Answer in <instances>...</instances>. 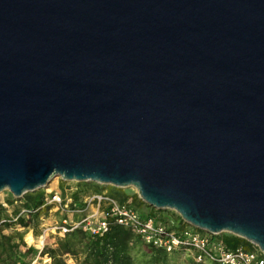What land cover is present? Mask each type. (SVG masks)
I'll return each mask as SVG.
<instances>
[{
  "label": "water",
  "instance_id": "95a60500",
  "mask_svg": "<svg viewBox=\"0 0 264 264\" xmlns=\"http://www.w3.org/2000/svg\"><path fill=\"white\" fill-rule=\"evenodd\" d=\"M55 177L264 254V0H0V193Z\"/></svg>",
  "mask_w": 264,
  "mask_h": 264
},
{
  "label": "built area",
  "instance_id": "2783aa9c",
  "mask_svg": "<svg viewBox=\"0 0 264 264\" xmlns=\"http://www.w3.org/2000/svg\"><path fill=\"white\" fill-rule=\"evenodd\" d=\"M14 203L17 202L14 201ZM70 203V199L61 200L58 193H51L38 209L22 208L14 215L0 217V231L6 225L17 224L19 219L29 218L40 209L53 205L68 216L77 214L78 218L76 220L63 218L59 223L42 229L37 254L31 264H36L38 260L43 264H50L48 256H39L43 248L49 244L48 234L50 233L53 234L50 241L53 245L56 238H62L74 230L80 229L88 235L101 236L110 230L111 225L129 230L144 245L161 249L167 254L179 251L188 252L195 263L264 264V254L257 247L253 251H247L242 247L229 249L217 235L194 229L185 224L181 217L173 211L176 215L174 221H157L152 217H142L131 206L130 201L121 203L105 193L88 195L84 198L83 206L80 208H70ZM0 207L7 210L8 205L1 202Z\"/></svg>",
  "mask_w": 264,
  "mask_h": 264
},
{
  "label": "trees",
  "instance_id": "16d2710c",
  "mask_svg": "<svg viewBox=\"0 0 264 264\" xmlns=\"http://www.w3.org/2000/svg\"><path fill=\"white\" fill-rule=\"evenodd\" d=\"M78 187L79 191H76L72 195L73 203H76L81 193L87 191L89 187L97 189L98 192H101L102 189L101 185L85 182L78 183ZM109 190L111 192L109 196L119 202L125 203L128 201L129 197L126 195L118 196L120 198L114 197V190H116L114 187H111ZM24 200V207L26 209H38L44 204V193L42 191L34 192L33 195ZM131 201V206L133 203L138 202L140 206L142 205L147 210L145 215H141L142 217H152L157 221L165 222L167 219L164 215L169 212L173 213L169 210L163 211L148 207L137 199V195L132 196ZM132 207L134 208L135 206L133 205ZM38 214L39 211L31 215L29 220L33 221ZM17 224L22 227L29 225L28 221L24 223L22 219H19ZM217 236L229 249L242 247L247 251L254 250L252 244L229 233H220ZM16 237L18 238L17 235ZM12 238L14 236L0 235V264H31L28 250L25 252L20 250L21 246H26L23 238L20 236L18 242L14 245L10 243ZM181 252L183 251L167 254L161 249L144 245L129 230L111 225L110 230L101 236H91L80 229L74 230L62 238H56L52 246H45L39 256H48L50 264H67L64 260L67 257L72 258L75 264H170L171 256L178 258ZM36 254L37 252L35 256ZM187 264L199 263H195L190 258V260H187Z\"/></svg>",
  "mask_w": 264,
  "mask_h": 264
},
{
  "label": "rangeland",
  "instance_id": "374dc122",
  "mask_svg": "<svg viewBox=\"0 0 264 264\" xmlns=\"http://www.w3.org/2000/svg\"><path fill=\"white\" fill-rule=\"evenodd\" d=\"M101 192H98L97 189H94L93 187H89L87 189V191H83L81 193V195L79 196V200L76 203H73L72 200V195L73 193H75L76 191H79V187H78V183L77 182H66L61 180V178L59 177H55L51 180V182L46 186V188H41L39 190H37L36 192H43L44 193V202L49 198V195L51 193H58L61 197V200L63 199H70L71 203H70V208H80L83 206V201L84 198L87 197L88 195H92L95 193H105L108 195H111L110 193V188L111 186H102ZM113 188V187H112ZM116 190L114 197L120 198L118 196H128L129 199L128 201L132 202V196L137 195L136 191L133 188H124V189H117L114 188ZM119 191V192H118ZM35 192V193H36ZM30 195H33V193H27L25 195H23L21 198L14 200L12 195L8 192V191H3L0 193V201L7 203L8 208L7 211L8 213L6 214L5 212H3V217H8L9 215H14L16 213H18L22 208L24 207V199L25 198H29ZM137 199L139 201H141L138 197ZM16 201L17 203L14 204L13 202ZM135 206L134 208H136L137 212L140 215H145L147 210L141 205H139L138 202L133 203L132 206ZM1 214V213H0ZM165 218L167 220H171L174 221L175 220V214L174 213H166ZM63 218H69L71 220H76L78 218L77 214L74 215H66L65 213L59 211L58 209H56V207H54L53 205H49L46 206L42 209H40L39 214L37 215L36 218H34V220H29V218L24 217L22 218V221L24 223H26L28 221L29 225L26 227H22L19 224H9L3 227L2 230L4 229H10V231H8L10 236H14L16 237V235L19 237L21 236L23 238V242L25 243V241H27L29 243V246L27 244H25L26 246H21L24 247L25 251L28 250V253L30 254V256L32 258L35 257V253L38 250V245H39V237L41 235V231L42 229H44L45 227H49L50 225H54L55 223H59ZM30 221V222H29ZM31 235V237L29 236ZM49 237V244L48 246H52V244H50L51 238L53 237V234L50 233L48 234ZM255 249V246L252 245ZM171 256V255H170ZM191 258V254L188 252H181L178 256V258L175 256H171L170 258V264H187V260H190ZM64 260L66 261L67 264H75L74 260L70 257L64 258ZM37 264H43L41 261L38 260ZM203 264H210V263H203Z\"/></svg>",
  "mask_w": 264,
  "mask_h": 264
},
{
  "label": "crops",
  "instance_id": "0c3cea01",
  "mask_svg": "<svg viewBox=\"0 0 264 264\" xmlns=\"http://www.w3.org/2000/svg\"><path fill=\"white\" fill-rule=\"evenodd\" d=\"M0 203H1V201H0ZM14 203V202H13ZM15 204V203H14ZM3 212H5L6 214L8 213V211L7 210H3L1 207H0V217H3ZM8 231H10V229H4V230H1L0 231V235H4V236H10L9 235V233H8ZM18 242V238L17 237H14V238H12L11 239V244H16ZM25 244H27L28 246H29V243L27 242V241H25ZM25 248L24 247H20V250L22 251V252H25V250H24ZM29 259H31V263L33 262V260L35 259V257L34 258H32L31 256H29ZM38 262V261H37ZM37 262H36V264H37Z\"/></svg>",
  "mask_w": 264,
  "mask_h": 264
}]
</instances>
